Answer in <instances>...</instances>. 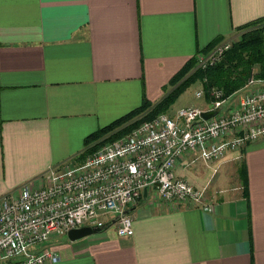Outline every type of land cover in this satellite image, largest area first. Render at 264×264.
Here are the masks:
<instances>
[{
    "label": "crops",
    "instance_id": "0c3cea01",
    "mask_svg": "<svg viewBox=\"0 0 264 264\" xmlns=\"http://www.w3.org/2000/svg\"><path fill=\"white\" fill-rule=\"evenodd\" d=\"M260 17L264 0H0V196L73 161L88 134L160 99L189 58ZM173 172L210 211L148 190L126 207L130 236L106 213L101 230L39 248L52 264H264V137Z\"/></svg>",
    "mask_w": 264,
    "mask_h": 264
},
{
    "label": "built area",
    "instance_id": "2783aa9c",
    "mask_svg": "<svg viewBox=\"0 0 264 264\" xmlns=\"http://www.w3.org/2000/svg\"><path fill=\"white\" fill-rule=\"evenodd\" d=\"M230 43L221 41L197 52L196 68L217 63ZM236 92L237 99L226 104L221 89L209 88L207 97L202 88L196 90L195 97L205 100V107H181L173 115L158 113L81 158L49 168L38 183L30 180L1 195L0 264H52L57 255L39 245L51 234L100 226L99 218L106 213L116 215L118 236H130L132 220L125 210L143 191L173 207L210 211L203 190L173 170L184 158L215 161L264 137V78L249 76ZM213 109L218 110L213 116L201 117V112Z\"/></svg>",
    "mask_w": 264,
    "mask_h": 264
},
{
    "label": "trees",
    "instance_id": "16d2710c",
    "mask_svg": "<svg viewBox=\"0 0 264 264\" xmlns=\"http://www.w3.org/2000/svg\"><path fill=\"white\" fill-rule=\"evenodd\" d=\"M237 29L240 31L238 37L231 40L229 49L217 63L206 69H198L194 68V57L189 58L168 81L167 85L171 86L169 91L154 102L143 98L135 109L88 134L78 157L81 158L103 141L121 136L141 121L167 112L188 82L198 81L205 97L209 88L221 89L222 98L226 99L239 90L249 76L264 78V17L252 20ZM216 41L210 42L202 51L208 50ZM91 142H95V145L90 149L86 148Z\"/></svg>",
    "mask_w": 264,
    "mask_h": 264
},
{
    "label": "rangeland",
    "instance_id": "374dc122",
    "mask_svg": "<svg viewBox=\"0 0 264 264\" xmlns=\"http://www.w3.org/2000/svg\"><path fill=\"white\" fill-rule=\"evenodd\" d=\"M194 68H196L195 64H194ZM198 84H199L198 81L188 82L184 86V88L179 92V94L177 95V98L174 100V102L171 104V106L167 109V112L165 113H168L169 115H173L175 111L178 110V108L186 107L188 105H194L197 107H205L206 105L204 104L205 100L201 98H196L194 95L198 87L199 89H201V85L200 84L198 85ZM237 96H238L237 92H234L233 94H231L229 97L226 98V104L231 103L232 101H235L237 99ZM202 100L204 101V103ZM106 215L107 214H105L101 219H104ZM56 236H57L56 234H51L48 239L50 241H54L55 239L58 238Z\"/></svg>",
    "mask_w": 264,
    "mask_h": 264
},
{
    "label": "water",
    "instance_id": "95a60500",
    "mask_svg": "<svg viewBox=\"0 0 264 264\" xmlns=\"http://www.w3.org/2000/svg\"><path fill=\"white\" fill-rule=\"evenodd\" d=\"M218 110L217 109H213L210 111H203L201 112V117L203 119H207L211 116H213ZM145 193V191H143V194ZM102 226H81L78 228H73V229H69L66 232V237L68 240L73 241L76 239H79L81 237L87 236L89 234L95 233L99 230H101Z\"/></svg>",
    "mask_w": 264,
    "mask_h": 264
}]
</instances>
